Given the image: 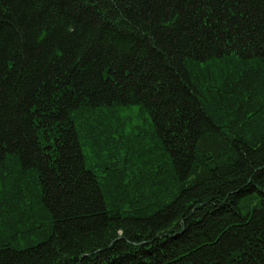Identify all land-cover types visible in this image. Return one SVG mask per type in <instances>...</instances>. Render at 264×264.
Returning a JSON list of instances; mask_svg holds the SVG:
<instances>
[{
    "label": "trees",
    "instance_id": "trees-1",
    "mask_svg": "<svg viewBox=\"0 0 264 264\" xmlns=\"http://www.w3.org/2000/svg\"><path fill=\"white\" fill-rule=\"evenodd\" d=\"M0 264H264V0H0Z\"/></svg>",
    "mask_w": 264,
    "mask_h": 264
}]
</instances>
